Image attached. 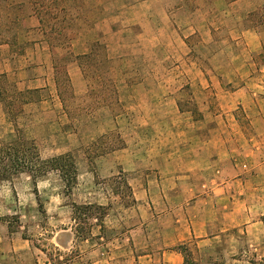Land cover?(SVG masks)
<instances>
[{"label":"rangeland","instance_id":"1","mask_svg":"<svg viewBox=\"0 0 264 264\" xmlns=\"http://www.w3.org/2000/svg\"><path fill=\"white\" fill-rule=\"evenodd\" d=\"M39 16L43 27L34 26ZM46 22L61 31H44ZM245 26L264 43V0H0V144L33 140L42 159L70 154L76 167L69 190L52 169L35 184L25 172L0 177V264H170L162 251L179 253L172 225L187 217L175 209L180 201L151 211L134 198L131 182L140 174L112 173L114 163L100 155L124 145V117L131 113L125 84L143 79L152 86L146 113L169 97L180 111L198 116L200 101H227V88L242 81L230 71L264 69V46L250 51ZM40 40L43 46L36 47ZM35 52L42 65L49 54L52 72L64 80L62 95L80 145L68 143L54 117L34 115L29 103L40 93L24 81L37 72L30 70L39 60ZM75 60L84 75L78 84L68 77ZM200 70L215 72L213 83L209 77L200 82L204 77L194 73ZM207 83L209 96L202 92ZM237 111L246 124L243 110ZM132 112L139 160L144 125L138 109ZM87 167L93 174H80ZM262 208L255 215L264 224ZM155 222L165 228L156 229ZM252 232L230 227L222 236L186 244L201 264H264V230ZM156 250L160 254L144 256Z\"/></svg>","mask_w":264,"mask_h":264},{"label":"crops","instance_id":"2","mask_svg":"<svg viewBox=\"0 0 264 264\" xmlns=\"http://www.w3.org/2000/svg\"><path fill=\"white\" fill-rule=\"evenodd\" d=\"M35 20L34 26L38 27L40 23ZM244 32L250 51L264 46L253 27L245 26ZM39 42L36 47L43 46V40ZM45 47L48 49V45ZM40 54L35 52L39 60L30 69L37 72L24 81L27 88H36L40 93V98L29 101V104L35 116L47 113L52 119L54 117V122L61 125L62 135L68 143L71 142L70 145L75 142L80 145L81 137L78 129L71 126L74 124L73 116L63 98V95L66 96L64 80L61 77L58 79L52 72L51 56L46 54L42 65ZM41 68H44L43 73ZM230 72L234 77L240 76L242 81L227 88L229 99L226 101L217 96V101L213 98L200 101L198 116L180 111L169 97L153 102V112L146 113L150 101L144 97L153 89L152 86L143 79L125 84V91L130 97L126 107L131 108V113L126 111L124 117V145L100 155V160L114 163L110 165L112 173L121 169L140 174L139 179L134 178L131 182L136 202L157 208L170 200L180 201L175 209L180 208L187 217L183 215L178 223L172 225V230L176 232L172 244L186 243L189 238L203 241L222 236L220 231L230 227H241L249 235L254 234V229L257 233L264 230L262 219L255 215L258 205H264V69ZM194 73L204 77L200 82H207L209 77L213 83L216 76L215 72L211 75L201 70ZM68 77L77 84L84 79L76 60L68 70ZM208 86L209 83L203 86L202 92L213 94ZM133 108L138 109L144 125L140 129L143 140L140 161L135 160L134 147L137 143L134 144L132 133L139 128ZM238 108L246 115V124L239 116ZM79 172L82 175L93 174L88 167ZM263 213L264 208L261 210ZM155 225L159 230L165 228L159 223ZM182 228L185 232L179 235L178 230L182 232ZM217 228L220 231H214ZM155 253L160 254L156 250L144 256L150 259ZM162 256L170 264L182 262L180 254L175 251L163 250Z\"/></svg>","mask_w":264,"mask_h":264},{"label":"trees","instance_id":"3","mask_svg":"<svg viewBox=\"0 0 264 264\" xmlns=\"http://www.w3.org/2000/svg\"><path fill=\"white\" fill-rule=\"evenodd\" d=\"M40 25H44L43 17L39 16ZM46 22V31H61L55 26ZM1 30V29H0ZM54 38V37H53ZM56 170L64 182L67 190L71 187V183L76 181V167L70 154H62L49 159H42L38 152L36 144L33 140L17 138L14 141L0 144V177L6 178L9 175L27 173L33 184L35 180L48 172ZM174 250L178 251L182 256L180 264H201L192 254L191 249L186 243H179L174 246ZM218 264V263H213ZM249 264H263L257 260H249Z\"/></svg>","mask_w":264,"mask_h":264}]
</instances>
